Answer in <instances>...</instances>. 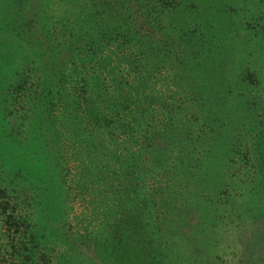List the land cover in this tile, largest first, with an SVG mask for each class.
<instances>
[{
  "label": "trees",
  "instance_id": "16d2710c",
  "mask_svg": "<svg viewBox=\"0 0 264 264\" xmlns=\"http://www.w3.org/2000/svg\"><path fill=\"white\" fill-rule=\"evenodd\" d=\"M28 1L0 3L5 2L3 5L15 12L20 23L23 14L18 11L22 12ZM47 1L42 0V5ZM260 1L262 9L255 28L264 41V0ZM69 19L76 28L74 32L69 30L67 35L68 25L48 32L45 22H39L38 29L47 36L37 38L33 32L29 41L39 72V83L28 101L39 111L36 132L40 140V170L36 168L26 184L35 189L33 195L40 214L30 211L15 215L17 206L7 212V202L0 204V264H50L44 258L54 255L52 243L68 241V237L85 247L90 242L89 247L108 263L175 264L181 251L191 257L190 264H200L201 245L196 241L203 238L201 231L212 222L213 215L207 204L194 201L192 210L197 218L186 242L176 229H170L172 224L180 223L175 221L179 212L172 207L170 197L183 189L177 183L180 177H185L189 186L196 177L197 165L190 160L189 148V144L199 140L191 137L196 125L194 119L193 123L185 122L187 125L183 121L193 108L184 107L185 102L202 94L201 80L191 75L200 67L194 56L201 55L202 47L190 59L178 52L181 68L174 77L186 83H176L180 98L177 101L154 93L169 78L163 76L157 58L143 49L144 39L122 33L126 20L118 16L117 25L108 26L104 20L109 17ZM14 24L16 21L0 16V84L8 80L9 69L19 54L14 39L8 36L9 26ZM196 25L204 28L201 20ZM205 29L208 31L209 27ZM50 34L56 40L52 45ZM192 39L185 41L192 46L196 43ZM199 42V46L206 44L202 39ZM184 60L192 68L184 67ZM189 116L193 118L192 114ZM26 158L33 162L32 156ZM70 165L72 172L66 168ZM249 170L252 190L260 188L264 192V162L251 165ZM28 174H21L22 179H27L24 176ZM67 175L80 204L90 209L83 217L81 229L70 236L66 230ZM6 194V189H0V202ZM168 209L169 214L176 212L174 218L169 216L172 220ZM95 220L98 225L92 224ZM183 238L187 244L178 246ZM65 249L55 255L54 264L76 262V255Z\"/></svg>",
  "mask_w": 264,
  "mask_h": 264
},
{
  "label": "rangeland",
  "instance_id": "374dc122",
  "mask_svg": "<svg viewBox=\"0 0 264 264\" xmlns=\"http://www.w3.org/2000/svg\"><path fill=\"white\" fill-rule=\"evenodd\" d=\"M41 2L29 0L23 11H18L23 14L20 23L15 12L5 7V2L0 3V16H6L13 23L16 21L17 25L9 26L8 36L14 39L19 51L9 69L8 80L0 84V189L7 192L0 204L7 202V212L17 206L15 215L23 216L30 211L40 214L35 189L26 184L32 180L30 174H34L36 168L40 170V140L36 132L39 111L28 101L29 94H33L39 83V72L29 41L33 32L37 38L47 33L43 30V34L36 23L45 22L48 32L60 31L68 25V35L69 30H76L69 18L85 21L88 16L91 20L98 16L109 17L110 20L104 22L113 26L120 16L127 22L121 26L122 33L144 39L143 49L157 58L163 76L169 78L164 82L165 88L160 86L154 90L160 97L166 95L179 101L176 83L180 80L174 77L181 68L178 52H183L186 59L202 47L201 55L194 56L200 67L191 74L201 80L202 96L185 102L186 108L193 105L190 107L193 118L187 114L183 121L187 125L185 122L193 123L194 119L196 125L191 137L199 140L189 144L190 160L197 165L196 177L192 186L185 177L179 178L177 183L183 189L173 192L170 199L174 203L172 207L179 212L175 221L180 223L172 224L170 229H176L188 239L197 218L192 204L194 201L207 204L213 220L201 231L203 238L196 241L201 245L200 264H264V192L260 188L252 190L249 175L251 165L264 162V41L255 28L261 1L48 0L45 5ZM199 20L203 29L196 25ZM86 24L89 26L90 22ZM49 37L51 45L56 42L53 34ZM184 38H193L192 42L196 43L191 46ZM201 39L207 46H199ZM137 47H133L135 51ZM183 64L187 69L192 68L185 60ZM26 156H32L33 162H27ZM66 168L72 172L73 165ZM22 172L29 173L24 176L27 179H22L25 174ZM65 179L69 189L66 230L70 236L81 229L83 217L90 209L76 198L71 177L67 175ZM169 211L168 217L174 218L176 212L169 214ZM87 220L91 222L88 217ZM92 224L98 225V221ZM68 238V241L52 243L51 249L55 252L44 258L46 262L54 264L55 255L66 252L67 247L69 254L77 257H73L74 264H116L102 261L93 247H89L90 242L85 247ZM184 238L178 246L187 244ZM172 243L175 244V240ZM190 259L180 251L175 264H190Z\"/></svg>",
  "mask_w": 264,
  "mask_h": 264
}]
</instances>
